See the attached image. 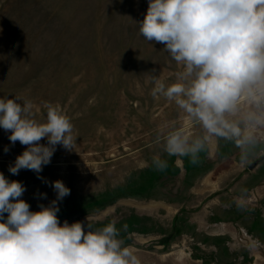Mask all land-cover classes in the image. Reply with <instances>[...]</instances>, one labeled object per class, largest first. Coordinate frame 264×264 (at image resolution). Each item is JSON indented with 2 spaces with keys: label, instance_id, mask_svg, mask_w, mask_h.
<instances>
[{
  "label": "rangeland",
  "instance_id": "rangeland-1",
  "mask_svg": "<svg viewBox=\"0 0 264 264\" xmlns=\"http://www.w3.org/2000/svg\"><path fill=\"white\" fill-rule=\"evenodd\" d=\"M147 9L148 0H0V98L31 102L38 122L45 103L59 105L77 137L71 151L56 146L40 179L9 172L26 146L0 128V172L26 187L31 211L55 200L50 182L62 180L70 195L58 202L60 224L114 223L140 264H264V124L248 120L264 116V98L242 95L226 115L253 138L245 148L213 136L196 164L169 155V132L205 133L175 101L152 95L183 67L140 34Z\"/></svg>",
  "mask_w": 264,
  "mask_h": 264
},
{
  "label": "clouds",
  "instance_id": "clouds-1",
  "mask_svg": "<svg viewBox=\"0 0 264 264\" xmlns=\"http://www.w3.org/2000/svg\"><path fill=\"white\" fill-rule=\"evenodd\" d=\"M137 23L144 39L163 44L183 67L178 82L166 86L157 81L152 95L175 101L205 133L192 138L183 130L171 131L165 151L190 156L196 164L210 137L235 140L242 149L251 144L253 138L226 115L235 114L242 95L257 105L264 98V0H148L146 15ZM45 107L46 121L38 122L31 102L19 96L0 98V128L12 145L19 141L26 146L9 165L13 175L26 169L43 179L39 174L57 145L74 149L77 137L70 119L59 105ZM248 120L264 124V116L253 114ZM153 164L160 171L167 168L159 156L153 157ZM50 183L56 199L31 211L21 199L26 187L0 172V264H140L122 247L114 223L99 230L86 229L81 222L61 225L58 202L70 189L62 180ZM41 196L46 198V193Z\"/></svg>",
  "mask_w": 264,
  "mask_h": 264
},
{
  "label": "flooded vegetation",
  "instance_id": "flooded-vegetation-1",
  "mask_svg": "<svg viewBox=\"0 0 264 264\" xmlns=\"http://www.w3.org/2000/svg\"><path fill=\"white\" fill-rule=\"evenodd\" d=\"M262 200L264 201V199H262ZM263 205H264V203H263ZM263 209H264V207L261 208L262 212H263ZM261 217L264 219V213H263V215H260V218H261Z\"/></svg>",
  "mask_w": 264,
  "mask_h": 264
}]
</instances>
